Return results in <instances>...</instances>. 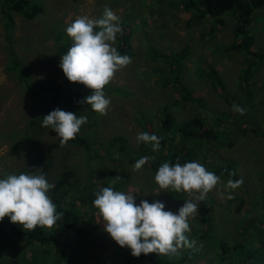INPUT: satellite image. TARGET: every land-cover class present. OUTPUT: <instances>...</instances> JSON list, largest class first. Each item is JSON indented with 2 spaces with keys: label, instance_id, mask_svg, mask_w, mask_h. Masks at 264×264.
I'll return each instance as SVG.
<instances>
[{
  "label": "rangeland",
  "instance_id": "obj_1",
  "mask_svg": "<svg viewBox=\"0 0 264 264\" xmlns=\"http://www.w3.org/2000/svg\"><path fill=\"white\" fill-rule=\"evenodd\" d=\"M33 1L42 5V12L33 19L14 13L11 31L13 51L23 61L22 64L28 73L24 76L28 78L27 81L7 67L9 60L4 30L6 18L0 10V179L6 178L8 174H44L46 180L53 184L65 169L73 170L79 181L86 179L89 164L86 163L83 147L73 144L71 140L65 145H60V138L53 129L40 128L30 123L41 114L51 93L31 98L26 92V85L49 83L55 84L63 92L80 89L79 91L91 94L92 90L85 85L70 82L59 64L62 55L72 44L66 34V27L77 17L101 18L106 6L119 17L114 23H125V26L121 27L128 31L127 41L130 42L131 48L127 54H120L129 56L131 63L118 70L104 87L106 98H110L107 114L100 115L93 111L91 106L83 112L84 116L96 120V125H92L94 128H81L82 133L91 139V150L96 148L103 151L111 136L116 134L125 135L136 149L137 134L148 129V126L152 129L158 125L167 106L180 120L192 117L197 112L206 117L208 114L210 119H213L227 113L226 103L230 106L231 102L237 99L236 96L242 97L238 74L246 56L239 51L228 49L235 26L230 14L221 16L224 26L217 28L213 19L208 17L203 22H193L194 7L185 9L182 4L184 0ZM194 2L196 3V0ZM249 32L254 38L256 49H264V5L253 12ZM117 41L116 36L113 44L116 49ZM168 62H172L171 68L175 65L184 68L181 73L182 82L198 94L205 107H202L201 103L180 98L178 91L171 85L176 80L174 76L178 70L171 71ZM213 68L224 78L229 99L226 103L221 104L215 81L212 76H208L207 72ZM251 77L256 91V102L253 103L255 108L261 98L264 100V60ZM263 110L264 105L258 113L260 119ZM250 113L254 114V111L251 110ZM222 146L220 142H216L214 151L203 161L206 163L208 159L215 160L216 164L233 162L229 163V168L240 176L238 180L242 183L234 191H229L233 198L238 197L244 201L243 210L236 211L238 200L228 198L229 192H225L223 188L228 179L223 176L220 178L222 183L208 193L215 205H207V209L209 207L212 218L210 224L214 229L222 230L227 239L226 243L232 246L234 239L242 241L243 238L251 237L249 231L245 233L240 228L239 224L242 225L243 220L264 216V137L252 134L241 136L235 133L231 147ZM41 157L50 160L49 167L44 171L36 166L39 165L36 163L37 158ZM95 161L99 162L94 159L93 166L101 164ZM115 164L109 159L105 165H100L106 169L104 174L94 178L96 186L103 188L105 182L109 185L115 184L126 175L127 184L120 187L119 191L134 195L137 205L141 200H147L149 203L160 201L164 203L166 211L173 213L178 212L185 200L193 199L182 191L161 189L154 180L149 164L134 171L131 164L125 163V173L112 178L113 174L109 170L113 169ZM228 200L231 203H228ZM202 202H198L197 214L189 218L190 231L185 233L190 241H195V245L191 248H179L176 253L168 254L169 258L180 260L183 255L192 254L188 264H208L209 258V264H228L226 259L220 263V259L215 257L221 252V248L215 249L209 236H202L201 232H205L207 228ZM89 209L93 216V230H89L88 238L83 235L69 237L70 244L62 249L66 253L75 245H81L82 250L78 254L70 255L74 264H128L129 257L135 260L134 264H150L140 256H128L131 249L127 248V253L125 247L119 246L104 230V222L100 219L97 209ZM198 216L199 220L195 222V217ZM55 227L56 224L47 230H53ZM0 231V264H7L15 258L33 262L35 250L40 258L43 252H46L42 249L46 245L38 242L26 244L24 240L4 233L7 230L3 221H0ZM241 236L243 238H240ZM57 237L62 238L63 233ZM213 239H221L217 231L213 232ZM53 255L54 253L51 254ZM63 264L70 263L67 261Z\"/></svg>",
  "mask_w": 264,
  "mask_h": 264
},
{
  "label": "trees",
  "instance_id": "obj_2",
  "mask_svg": "<svg viewBox=\"0 0 264 264\" xmlns=\"http://www.w3.org/2000/svg\"><path fill=\"white\" fill-rule=\"evenodd\" d=\"M182 4L185 9H190L191 6L194 7L195 14L192 16L193 22L200 23L211 18L216 23L217 28L224 26L222 18L224 15L230 14L232 16L235 26H233V39L228 49L239 51L246 56V60L242 63L240 74H238L240 79L239 88L242 92V97L236 96L238 100L235 99L231 102L230 106H228L226 103V101H229L227 98L228 91L224 78L216 68L208 71V76H212V79L215 81V88L218 89L221 104L222 102L226 103L227 113L210 119L208 114L206 117V115H202L201 112H197L193 114L192 117L180 120L179 116L167 106L163 110V114H161L158 125L152 129L148 126V129L143 131L149 134H155L160 139V149L158 152L152 150L151 144H145L144 142H139L137 148L134 149L126 136L121 134L111 136L109 143L107 146H104L103 151L96 148L91 150V139L82 133L83 129L81 128L82 126L86 129L94 128L92 125H96V120L87 117V123L81 125L80 131L76 134L75 139L71 141L73 144L83 147L85 159L87 160L86 163L89 164V174L87 173L86 179L79 181V178L73 170L65 169L55 179L53 183L54 187L49 189L47 195L55 203L57 213H64V215L56 221L55 229L47 230V228L36 227L35 230L28 231L23 229L22 225L12 223L9 217H4L2 221L5 223V228L7 230V232L4 233L12 234L11 236H14L18 240H24L26 244L38 242L41 245H46L45 248H42L46 250V252H43L41 258L37 255L35 250L33 253V262H27L24 258L17 259L15 257H9L10 259H15L10 260L7 264H63L67 261L70 264H74V260L71 259L70 255L73 256V254H78L82 250L80 248L81 245H75L71 249H68L66 253L63 252L62 249L70 244L69 237L83 235L84 238H88L89 230L92 232L93 227L91 226H93V216L90 213L89 207H94L93 201L96 198L95 193L102 189V187L95 185L94 178L97 176L100 177L105 173L106 167L103 168L100 165H105L106 161L109 159L112 163H116V166H113V169L109 170L113 174L112 178L116 175L125 173L126 167H123L125 163H129L133 166L141 157L147 156L150 159L145 164H149L153 172V177L159 166L165 162L174 165L177 161L181 164L195 161L203 165L207 171L215 173L220 178L223 176L226 180H238L240 176L236 174L235 171L234 175H232L233 172L231 168H229V163L233 164V162L216 164L215 160L212 161L208 159L206 163L203 160L205 157L211 155V151H214L216 142H220V144L223 145L222 147H231L235 138V133L241 134V136L252 134L264 137V110L261 113V119L258 114L260 113V108L264 105V100L261 98L258 101L257 107L254 108L253 103L256 102V91L253 88V81L251 80L253 73L257 71L263 63L264 49H256L254 38L249 32V25L252 21L253 12L264 5V0H196V3L194 0H184ZM0 8L6 18L4 30L9 60L7 67L10 71H14L17 75H21L27 81L28 78L24 76H27L28 73L25 66L22 64L23 61L13 51L14 42L12 41L11 31L14 24V13H19L27 19H33L42 12V5L37 4L33 0H1ZM119 26L121 32L116 34L118 39L117 51L119 54L121 52L127 54L131 48L130 42L127 41L128 31L121 27L125 26L124 22H120ZM98 30L99 29H94V31ZM207 33L210 35V31ZM167 64L171 71L178 70V73L175 76L173 75L176 80L171 85L178 91L180 98L200 104L202 100L198 94L182 82L181 73H183L184 68L178 65L171 68L172 62H168ZM208 76L204 77L209 79ZM76 90L77 91L63 92L61 89H58L55 84L47 83L44 85H35L28 83L26 85V92L31 98L51 93L41 114L35 119H32L30 123L38 125L40 128H45L42 126L44 116L57 108L64 111L72 110L77 117L84 116L83 112L91 105L82 103L81 101L90 94L87 91L82 92L79 91L80 89ZM172 103H174V101H172ZM233 104L245 108V114L241 115L234 112L232 110ZM200 105L205 107L202 103ZM251 110L254 111V114L250 113ZM220 158L221 157H219V159ZM94 159H98L99 162H95L101 164L99 166H93ZM36 163H39V165L36 164V166L44 171L49 167L50 160L41 157L37 158ZM126 184V175H123L121 181L112 185L105 182L104 186L119 191L120 187ZM233 200H238L236 211L243 210L242 205L244 201L238 197H234ZM212 203L214 206L215 203L207 194L202 202L204 221L207 228L205 232L202 231L201 233L202 236H209L215 249L216 247L221 248V252L215 256L220 259L219 262L221 263L222 260L226 259L228 264H245L247 262H250V264L254 262L255 264H264V216H256L243 220L242 225L239 224L240 228L244 230L245 233L249 231L251 237L245 239L242 235L240 237L243 238L242 241H236L234 239L235 243L229 246L228 243H226L227 239L222 230H216L213 228V225L210 224L212 218L209 207L207 209V205ZM228 203L231 202L228 200ZM96 211L98 212V209ZM246 212H248V210H246ZM99 217L102 219L100 215ZM198 220L199 216L195 217V222ZM214 231H217L221 239L216 241L213 239ZM61 233H63V237L58 238L57 236ZM50 242H53V244H50ZM249 245H251V247ZM127 248L128 247L125 246L128 253ZM53 253L54 255L51 256ZM128 256L133 255L129 253ZM190 256H192V254H185L180 260H171L169 255H159L157 253H149L147 255L142 253L140 255L141 258H145L150 264H188L190 262ZM210 261L209 258L208 264ZM134 263L135 260L129 257L128 264ZM217 264L219 263L217 262Z\"/></svg>",
  "mask_w": 264,
  "mask_h": 264
},
{
  "label": "clouds",
  "instance_id": "obj_3",
  "mask_svg": "<svg viewBox=\"0 0 264 264\" xmlns=\"http://www.w3.org/2000/svg\"><path fill=\"white\" fill-rule=\"evenodd\" d=\"M118 20L119 17L106 6L101 18L77 17L65 29L72 44L62 55L59 67L70 82L81 83L92 90L81 102L91 105L100 115H106L110 105L104 87L118 70L131 63L129 56L119 54L113 46L116 34L121 32L119 24L114 23ZM97 28L99 30L94 31ZM232 110L241 115L246 112L237 104L232 105ZM85 123L87 116L78 118L74 112L57 108L44 116L42 126L53 129L60 138V145H65L75 139ZM136 139L138 143L151 144L154 152L160 149V139L155 134L140 132ZM149 159L141 157L133 170H140ZM154 180L163 190L182 191L193 199L185 200L178 212L173 213L166 211L160 201L141 200L137 205L134 195L111 187H103L95 193L93 206L102 217L104 230L119 246L130 248L134 257L142 253L168 255L179 248L193 247L195 241L185 235L190 231L188 220L197 214L198 202L222 183L219 176L195 161L184 164L177 161L174 165L165 162L159 166ZM241 183L229 179L223 184L229 199L233 198L229 190L234 191ZM53 187L44 174H8L0 179V221L7 216L12 223L28 231L36 227L52 228L64 215L57 213L55 203L47 195Z\"/></svg>",
  "mask_w": 264,
  "mask_h": 264
}]
</instances>
